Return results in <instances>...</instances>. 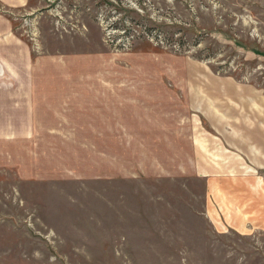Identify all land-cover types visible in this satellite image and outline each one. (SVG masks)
Here are the masks:
<instances>
[{
    "label": "rangeland",
    "instance_id": "1",
    "mask_svg": "<svg viewBox=\"0 0 264 264\" xmlns=\"http://www.w3.org/2000/svg\"><path fill=\"white\" fill-rule=\"evenodd\" d=\"M0 12L72 91L48 99L46 129L0 140V264H264V228L215 223L222 204L209 203L225 164L264 188V0H28Z\"/></svg>",
    "mask_w": 264,
    "mask_h": 264
},
{
    "label": "crops",
    "instance_id": "2",
    "mask_svg": "<svg viewBox=\"0 0 264 264\" xmlns=\"http://www.w3.org/2000/svg\"><path fill=\"white\" fill-rule=\"evenodd\" d=\"M27 1L0 0V3L12 8L22 7ZM14 28L12 21L9 20V14L0 12V140H3L4 145L13 141L19 144L22 140L35 136L40 129H46L37 117H40L41 113L47 114L53 110V104L48 99L66 98L65 93L69 94V97L72 93L60 90L64 80L52 78L53 74L41 72L40 55L33 54L32 47L15 33ZM56 80V88L50 83L48 90L44 88L48 81ZM98 114L102 118L106 116L105 112ZM111 122L114 124V117ZM256 153L264 157V136L256 139ZM236 166L237 163H232L231 166L225 164L226 169L228 167L231 169H215L210 175L209 203L215 207L219 203L222 204L221 211L213 217L215 223H219L221 214L226 226L235 228L242 234H250L255 229H260V226L264 228V203L263 205L260 203L262 199L264 200V188L255 189L257 176L248 174L245 169H238ZM225 178H239L237 185H244L250 191L240 193L241 190H238L234 180L230 182L229 187L217 184L227 182ZM235 193L245 195L239 199V207L233 204ZM259 210L261 213L257 214L256 211Z\"/></svg>",
    "mask_w": 264,
    "mask_h": 264
}]
</instances>
